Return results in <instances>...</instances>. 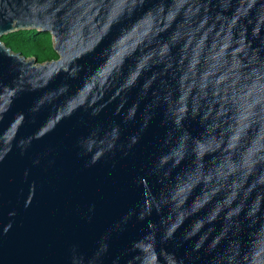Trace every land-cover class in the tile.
I'll return each mask as SVG.
<instances>
[{"label":"water","instance_id":"95a60500","mask_svg":"<svg viewBox=\"0 0 264 264\" xmlns=\"http://www.w3.org/2000/svg\"><path fill=\"white\" fill-rule=\"evenodd\" d=\"M0 264H264V0H0Z\"/></svg>","mask_w":264,"mask_h":264},{"label":"trees","instance_id":"16d2710c","mask_svg":"<svg viewBox=\"0 0 264 264\" xmlns=\"http://www.w3.org/2000/svg\"><path fill=\"white\" fill-rule=\"evenodd\" d=\"M2 40L14 51L20 52L28 58H37L39 63L59 58L54 48V39L51 33L30 29L5 35Z\"/></svg>","mask_w":264,"mask_h":264},{"label":"rangeland","instance_id":"374dc122","mask_svg":"<svg viewBox=\"0 0 264 264\" xmlns=\"http://www.w3.org/2000/svg\"><path fill=\"white\" fill-rule=\"evenodd\" d=\"M53 39H54V37H53Z\"/></svg>","mask_w":264,"mask_h":264}]
</instances>
